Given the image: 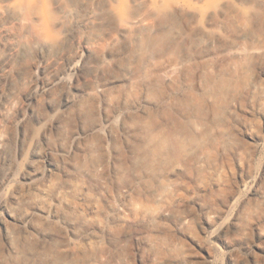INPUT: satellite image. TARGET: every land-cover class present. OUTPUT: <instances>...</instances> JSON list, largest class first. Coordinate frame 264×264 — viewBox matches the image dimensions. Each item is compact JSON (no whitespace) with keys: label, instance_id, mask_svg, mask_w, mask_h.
Wrapping results in <instances>:
<instances>
[{"label":"rangeland","instance_id":"rangeland-1","mask_svg":"<svg viewBox=\"0 0 264 264\" xmlns=\"http://www.w3.org/2000/svg\"><path fill=\"white\" fill-rule=\"evenodd\" d=\"M176 1L217 12L203 22L213 41L187 62L167 44L142 62L129 45L156 29L122 0L111 3L123 26L101 35L71 5L66 38L56 49L34 48L19 36L18 43L15 29L0 27L2 39L18 43L5 65L0 44L4 256L25 243L53 245L74 264H264V33L253 40V15L264 11V0H215L217 9L212 0ZM84 52L90 63L82 89L49 88ZM207 75L220 86L215 94L203 85ZM177 87L185 95L209 93L200 113L176 109L167 125L186 127L200 142L180 158L154 161L153 172L137 173L132 121L159 110L149 89L172 94ZM33 88L40 91L30 100ZM91 157V173H79L77 165Z\"/></svg>","mask_w":264,"mask_h":264},{"label":"bare ground","instance_id":"bare-ground-1","mask_svg":"<svg viewBox=\"0 0 264 264\" xmlns=\"http://www.w3.org/2000/svg\"><path fill=\"white\" fill-rule=\"evenodd\" d=\"M210 4L216 6V9L217 6L220 8L215 0L210 1ZM71 5H74L77 8H82L85 11L87 16L86 20L90 25L91 31L98 35H101L102 32L104 33L106 29L115 27L114 24L122 25L116 19L115 7L112 5L111 0H0V27L4 28L6 31L10 30V28L12 30L15 29L18 35L14 32L13 33L18 43L21 41L19 38L23 37L28 43L34 46V48L41 47L56 49L66 38L65 27L66 21L69 19V15H71ZM122 5L124 7H129V10L133 11L134 14L151 20L150 25H153L156 29L155 33H151L150 31V33L142 38L137 45H132L131 43L129 45V47L133 48L132 50H134L142 62L148 57V55L150 56L152 52H155L154 49L161 44L172 46L175 53L181 57L182 62H187L199 53L201 48H203V45H208L213 41L212 31L208 30L203 22L207 17H209L208 19L210 20H214L217 12L205 13L200 9L192 10L186 5H181L176 0H122ZM223 5L224 4H222L221 7ZM230 6L232 5L227 4L223 7L229 8ZM199 11L202 14H199ZM253 16L256 19L253 40L256 41L259 34L264 33V11L259 10ZM16 41H8L0 37V44H3L6 49H4L6 56L1 59L3 65L8 63V59L11 58L10 55H13L18 51V43ZM101 52L102 50L96 52V54L100 56L102 54ZM89 59L90 56L88 52L80 54L77 62H75V60L69 62L67 67L65 66L66 70L57 75V77L48 84V87L51 88L63 84L71 91H80L82 89L81 81L84 78L86 67L90 63ZM35 68L37 73L39 65H36ZM219 83H223V81H220ZM203 85L208 89H213L214 94L220 89V86H218L217 81L214 80L213 75H207L204 77ZM47 88H45V90ZM178 88L179 87L175 88V90L172 91V94L168 93L163 88L149 89L148 92L154 98H157V105L160 106L159 110L156 112L149 111L146 117L132 121L134 135L137 139L132 146V155L136 160L134 169L137 173L148 169L153 172L157 169L155 166L156 164L152 165L154 161H159L158 164H160L161 160L168 156H176V158H180L184 156L185 151L198 145L197 143L200 142V138L197 135L185 132L186 127L183 126L176 128L173 131H168L167 125L174 123L173 116L176 114V109L180 110V115L183 116H189L194 109L200 113L204 105L208 103L209 97L206 96V94L209 93L207 92L204 94L195 91L185 95L180 92ZM39 91L40 90L37 88H33L32 92H30L29 99L32 100L36 98ZM67 102L70 106L74 105L73 99H70ZM8 107H10V105ZM161 119L166 121H161ZM75 137L77 138V136ZM126 161L127 160L123 161L121 164L123 166L121 169L122 174H126L127 171L130 170L128 164L125 166ZM95 162V158L91 157L90 160H85L83 165H77L76 169L79 173L89 174L93 170L92 166ZM43 212L41 213L43 214ZM38 213L40 212L38 211ZM6 236L9 235L6 234ZM8 240L12 242V238H9ZM59 249L53 245H34L25 243L15 246L11 245L9 247L12 254L10 256L11 258L4 256L0 251V264L75 263L74 260L63 255L64 253H62V249ZM63 251L65 250L63 249Z\"/></svg>","mask_w":264,"mask_h":264}]
</instances>
